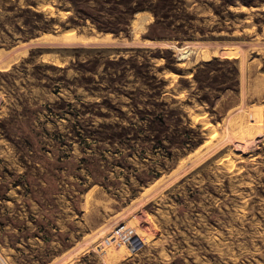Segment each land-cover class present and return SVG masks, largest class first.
I'll list each match as a JSON object with an SVG mask.
<instances>
[{
  "label": "rangeland",
  "instance_id": "374dc122",
  "mask_svg": "<svg viewBox=\"0 0 264 264\" xmlns=\"http://www.w3.org/2000/svg\"><path fill=\"white\" fill-rule=\"evenodd\" d=\"M0 264H264V0H0Z\"/></svg>",
  "mask_w": 264,
  "mask_h": 264
}]
</instances>
